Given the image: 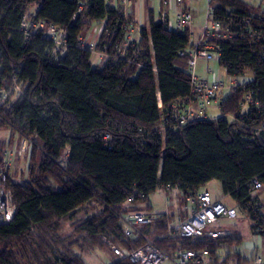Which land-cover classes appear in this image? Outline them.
Listing matches in <instances>:
<instances>
[{"label": "trees", "instance_id": "trees-1", "mask_svg": "<svg viewBox=\"0 0 264 264\" xmlns=\"http://www.w3.org/2000/svg\"><path fill=\"white\" fill-rule=\"evenodd\" d=\"M209 2L232 35L212 41L219 47L218 66L226 76L249 75L252 82L219 98L218 118L176 127L190 96L187 34L155 22L149 11L136 54L97 59L93 67L94 55L78 48L79 38L95 25L113 34L133 22L122 6L106 0H0V92L10 91L14 80L22 84L6 113L45 153H26L17 160L26 168L8 174L16 214L0 226V264H86L100 250L112 257L110 264H132L103 241L140 245L123 237L115 214L140 213L133 204L158 188L177 189L187 199L211 181L220 183L223 196L264 243V215L253 184L264 188V11L252 0ZM30 10L34 21L63 33L64 53L53 52L54 44L39 35L24 38L21 17ZM247 93L254 104L241 110ZM4 146L13 147L0 139V165ZM93 199L101 211L70 234L57 233L92 207ZM155 219L152 228L164 230L169 218ZM157 243L167 253L207 251L212 264H248L237 251L221 254L222 244L241 245L231 236L193 240L166 234Z\"/></svg>", "mask_w": 264, "mask_h": 264}, {"label": "built area", "instance_id": "built-area-1", "mask_svg": "<svg viewBox=\"0 0 264 264\" xmlns=\"http://www.w3.org/2000/svg\"><path fill=\"white\" fill-rule=\"evenodd\" d=\"M171 1L180 9L176 16L174 29L169 24L166 12ZM188 1L191 0H160L163 10L157 18V22L164 24L169 30L178 31L182 35L187 34L189 38V48L186 56L188 59L187 70L190 75V96L189 102L181 108L175 118L176 127L211 120L212 118L206 115V110L210 106L219 103L220 94L236 91L252 82L250 78L245 76H226L225 80L216 76L212 80L197 76L196 69L200 61L206 63L217 62L219 58V47L212 41L230 40L232 35L223 27L221 21L214 18V9L207 0L204 26L198 36L193 39L190 34L193 16L190 12L184 11V4ZM254 2L264 11V0H254ZM81 10L82 7L79 6L78 12ZM75 18L74 15L73 19ZM142 27L140 23L125 22L122 30H112L113 34H111L110 29L103 24L95 25L86 35L79 38L77 46L82 51H90L95 58L102 61L114 59L115 57L120 59L130 57L136 54L135 40L139 36ZM19 30L23 33L25 39L39 35L54 44L55 49L53 52L60 48V53H64L66 40L63 33H60L54 26H48L41 21H34L32 13H25L21 17ZM104 37H112V41L105 43V40H102ZM99 46L100 48H98ZM181 55L183 56V54ZM1 72L2 65L0 63V74ZM208 73L212 74V71L208 70ZM21 91L22 84L14 80L13 88L10 91L2 90L0 92V127L8 131L7 133H12L17 143L15 147L4 146L1 149L3 162L0 165V226L9 224L16 214L12 192L7 186V177L12 171L13 165L17 164V160L26 153L34 150L45 155L44 151L38 146L37 141L29 137L16 124L14 118L7 116V104L17 99ZM252 104H254L252 94H245L240 105L241 110ZM158 107H160V104H158ZM261 127V130L264 131V120ZM6 138L11 140L9 136ZM105 139H108L107 135ZM253 184L255 191L262 188L258 182ZM187 201L192 206L186 208V213L167 223L165 229L161 231L152 228L156 220L154 216L144 213H131L124 216L115 214L123 237L132 243L139 242L138 247L115 246L106 238H103V241L118 259L128 260L132 264H212L213 258L207 251L176 250L167 253L158 246L157 241L166 234L193 240H199L203 237H230V232L211 231L208 230V227L216 226L222 217L236 219L238 216H246L239 209L227 208L220 201L214 200L205 187L189 196ZM221 247L226 246L222 244ZM249 262L250 264H264L261 257H255Z\"/></svg>", "mask_w": 264, "mask_h": 264}, {"label": "rangeland", "instance_id": "rangeland-1", "mask_svg": "<svg viewBox=\"0 0 264 264\" xmlns=\"http://www.w3.org/2000/svg\"><path fill=\"white\" fill-rule=\"evenodd\" d=\"M247 2H251V0H245ZM254 1V0H253ZM188 5L190 8V12L193 15V26L191 31L195 36H197L201 29L204 26L205 22V14L207 9V0H196V2H186L184 5ZM190 3V4H189ZM177 10V12H176ZM30 10L28 13H31ZM168 15V21L172 29L175 28L174 22L176 15L178 13V7L174 5L171 1L169 7L166 9ZM176 12V13H175ZM97 59V58H96ZM96 59L92 57L91 62L93 67H96ZM208 69L212 71V74L208 73ZM196 74L203 79L212 80L214 76L219 77L223 80L226 79V75L223 72V69L220 68L216 61H211L209 63L199 62V65L196 69ZM246 78L249 75H245ZM227 92H224L219 95L223 97ZM207 115L209 118H218L220 113L215 109H209L207 111ZM8 131L4 130L0 127V139L7 140V136L11 137V140H8L12 143V146H16V141L13 138L12 133H7ZM39 156H41L40 151H36ZM42 158V156H41ZM26 168V164L24 160L18 161L17 164L13 165L12 171L19 174L22 170ZM207 189L211 194L212 198H215L221 202V204L225 207H231L237 209L235 204L223 196L220 183L217 181H211L207 184ZM256 197L264 198V188L255 192ZM136 208L140 209L142 212H147L151 215H165L168 216L167 223H170L172 220L176 219L179 215H184L186 213V208L191 207L192 204L187 201L186 198H182L180 192L177 189L164 190L163 188H158L155 191H152L148 194L147 199L145 201H136L133 204ZM259 207L261 209L260 203ZM263 213H264V208ZM102 205L97 202V200L93 199L92 207L87 210L80 211L76 217L73 219L64 222L61 224L57 233L60 235L66 236L70 234L73 230V227L81 223L83 220L90 218L95 211H101ZM251 223L249 219L246 217L238 216L236 219H229L227 217H222L219 220V223L216 226L208 227V230H229L232 234V238L240 239L241 245L231 247L228 250L224 249L221 251L222 255L227 254L228 252L233 253L234 251H239L241 246H248L247 243L252 242V232L250 230ZM260 236V239L263 241V238L260 234H256ZM112 257L109 256L108 252L105 250L93 251L86 257V264H110ZM230 264L232 261H229Z\"/></svg>", "mask_w": 264, "mask_h": 264}, {"label": "crops", "instance_id": "crops-1", "mask_svg": "<svg viewBox=\"0 0 264 264\" xmlns=\"http://www.w3.org/2000/svg\"><path fill=\"white\" fill-rule=\"evenodd\" d=\"M192 2H196V0H191ZM190 1V2H191ZM106 2L113 6H122L125 13L129 14L133 20V22L135 23H140L142 24V26H144L145 21H146V15L147 13L150 11L153 14V18L154 21L157 22V18H158V14L163 10V8L161 7L160 4V0H106ZM190 4V3H189ZM188 5V3L186 5H184V11L190 12V8ZM177 7V6H176ZM35 10H32L31 13H34ZM177 12V10H176ZM175 12V13H176ZM180 12V9L178 8V13ZM177 13V14H178ZM191 13V12H190ZM192 14V13H191ZM194 14H192L193 16ZM177 16V15H176ZM176 21V18H175ZM175 23V22H174ZM175 26V24H174ZM193 26V24H192ZM192 28V27H191ZM190 34L192 35V38L195 39L197 36L194 37L191 29H190ZM96 59V58H95ZM97 61V59H96ZM201 62V61H200ZM199 65V63H198ZM197 65V67H198ZM209 70V69H208ZM223 72L225 73V71L223 70ZM198 76V75H197ZM200 77V76H198ZM202 78V77H200ZM209 109H215L219 112V108L217 105H212L210 106L207 110H206V115L208 114L207 111ZM208 116V115H207ZM220 116V115H219ZM212 119H216V118H212ZM14 146V145H13ZM207 189V185L204 186ZM262 189V188H261ZM260 189V190H261ZM208 190V189H207ZM258 191V190H257ZM214 200H217L215 198H213ZM257 200L260 203L261 206V213L264 215L263 213V209L264 208V198H259L257 197ZM219 201V200H217ZM93 203V201L91 202V204ZM99 203V202H98ZM100 204V203H99ZM231 208V207H228ZM140 213H144L150 216H154L151 215L147 212H140ZM157 216V215H156ZM154 216V217H156ZM178 216H183V215H179ZM168 217V216H167ZM246 218V217H245ZM211 231H216V232H223V231H227L230 232L229 230H211ZM231 233V232H230ZM232 237V234H231ZM252 242L251 243H247L248 246H241L238 253L241 255V257L248 262V264H250L249 261L253 260L255 257H261L264 260V243L263 241L260 239L259 235L256 234H252ZM226 249V247H222V250ZM229 248H227L226 250H228Z\"/></svg>", "mask_w": 264, "mask_h": 264}]
</instances>
